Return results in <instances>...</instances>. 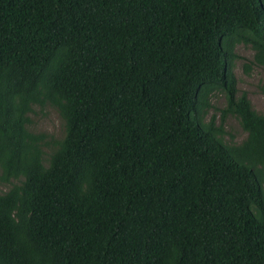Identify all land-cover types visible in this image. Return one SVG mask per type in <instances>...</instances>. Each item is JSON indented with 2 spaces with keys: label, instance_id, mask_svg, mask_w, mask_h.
<instances>
[{
  "label": "trees",
  "instance_id": "trees-1",
  "mask_svg": "<svg viewBox=\"0 0 264 264\" xmlns=\"http://www.w3.org/2000/svg\"><path fill=\"white\" fill-rule=\"evenodd\" d=\"M237 45L264 66V0H0V264H264ZM34 106L63 122L52 145Z\"/></svg>",
  "mask_w": 264,
  "mask_h": 264
},
{
  "label": "rangeland",
  "instance_id": "rangeland-1",
  "mask_svg": "<svg viewBox=\"0 0 264 264\" xmlns=\"http://www.w3.org/2000/svg\"><path fill=\"white\" fill-rule=\"evenodd\" d=\"M239 59L234 62L233 73L237 80L238 93L245 92L252 105V108L261 114H264V66L251 67L246 72L244 64L249 65L252 60L253 51L249 47L237 45L235 48ZM212 108L208 110L204 116L203 122H210L214 116V126L219 125V113L217 109L224 106V98L220 93H215L211 99ZM33 111L29 114L30 124L29 130L36 134L45 135L50 144L59 140L63 136V122L58 113L49 106L42 108L34 106ZM222 140L226 144L237 145L245 138L246 133L241 130L237 120L228 116L223 123ZM48 151L47 147L44 148ZM0 190H5L4 186H0Z\"/></svg>",
  "mask_w": 264,
  "mask_h": 264
}]
</instances>
